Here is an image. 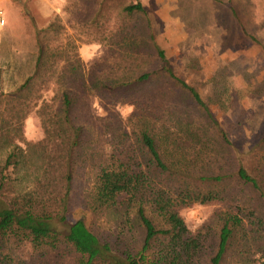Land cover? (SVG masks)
<instances>
[{
	"label": "trees",
	"instance_id": "trees-1",
	"mask_svg": "<svg viewBox=\"0 0 264 264\" xmlns=\"http://www.w3.org/2000/svg\"><path fill=\"white\" fill-rule=\"evenodd\" d=\"M124 11L131 18L138 15L140 26L125 23L113 30L119 44L130 45L119 55L120 60H105L86 72L75 48L70 51L55 44L63 26L53 22L37 32L31 73L10 93L0 92L5 106L0 112V147L6 150L0 158V264L13 262L5 250L14 245H27L38 259L52 252L65 253L72 256V264H204L203 260L222 264L229 250L241 245L250 248L254 234L264 230L263 215L244 206L220 211L216 232L210 226H205L204 232L187 227L180 208L214 204L222 196L201 189L193 184L196 177L175 169L171 148L180 152L185 141H163L165 145L160 146L154 129L163 116L158 107L177 100L165 88L149 97L146 88L161 82V87L178 89L190 100L200 124L214 130L221 146L231 150L232 144L197 90L173 71L154 40L142 3L135 0ZM45 35L49 38L44 42ZM145 46L148 52L141 55L147 56L150 66L131 69L133 64L127 65L124 58L140 54L139 47ZM45 92L52 94L50 99ZM87 95L97 97L106 108L126 101L135 113H141L127 129L117 132L105 126L107 129L98 133L100 138L107 134L113 139L107 143L109 149H97V143L89 147L92 141H88L86 127L74 122L73 111ZM33 109L41 118L44 134L40 160L32 172L21 175L20 170L31 165L11 139ZM168 111L169 106L165 108L169 116ZM190 143L197 155L208 147L204 141ZM234 152L236 180L258 192L264 202V179L258 163L247 149ZM84 165L90 167L91 174L85 195L89 209L121 213L112 235L100 237L83 218L70 219L74 175ZM223 179L221 175H204L197 181L219 183ZM195 185L198 187H192ZM136 229L142 231L139 240ZM257 249L262 252L260 264H264V246Z\"/></svg>",
	"mask_w": 264,
	"mask_h": 264
},
{
	"label": "rangeland",
	"instance_id": "rangeland-1",
	"mask_svg": "<svg viewBox=\"0 0 264 264\" xmlns=\"http://www.w3.org/2000/svg\"><path fill=\"white\" fill-rule=\"evenodd\" d=\"M134 1L0 0L6 19L5 25L0 27V92L10 93L31 73L37 32L53 22L63 26L55 44L61 43L65 50L75 48L86 72L105 60H120L119 55L127 52L130 45L119 44L120 38L113 30L125 23L134 28L140 26L138 15L131 18L124 11V7ZM138 1L145 8L154 40L164 50L173 71L197 90L232 144L231 150L221 146L214 130L200 124L190 100L178 89L161 87V82L146 88L149 97H155L159 89L165 88L177 100L158 107L157 111L163 116L154 129L160 146L165 145L163 141H185L180 152L171 148L174 155L170 161L176 164L175 169L182 175L196 177L193 184L201 189L217 191L222 196V200L214 204L180 208L187 227L192 232H204V227L210 226L216 232L218 213L234 206L256 209L264 219V202L258 192L242 187L233 173L234 151L247 149L264 179V0ZM46 37L49 38L45 35L44 42ZM138 50L140 54L124 58L127 65L133 64L131 69L150 64L147 56L141 55L148 52L146 46ZM44 95L50 99L52 94L45 92ZM168 106L169 116L165 112ZM108 107L97 97L87 95L83 104L73 111L74 122L84 125L90 135L89 147L97 143V149H109L107 143L112 138L106 133L100 138L98 133L106 127L117 132L127 129L141 115L126 101ZM4 108L0 102V112ZM43 137L41 118L33 109L18 124L11 139L31 165L20 170L21 175L32 172L38 164ZM190 141H204L208 147L197 155L191 150ZM5 151L0 147V158ZM89 172L90 167L84 165L74 175L70 219L83 218L89 229L100 237L112 235L118 229L121 213L89 209L85 199L91 181ZM204 175H221L224 179L219 183L197 181ZM196 185L192 187H198ZM141 233L136 229L138 240ZM254 235L257 243L254 241L250 248L241 245L229 250L222 264H260L262 252L257 247L264 246V230ZM8 248L5 253L12 259L11 264H72V256L65 253L52 252L38 259L27 245ZM203 263L207 264L204 260Z\"/></svg>",
	"mask_w": 264,
	"mask_h": 264
},
{
	"label": "built area",
	"instance_id": "built-area-1",
	"mask_svg": "<svg viewBox=\"0 0 264 264\" xmlns=\"http://www.w3.org/2000/svg\"><path fill=\"white\" fill-rule=\"evenodd\" d=\"M6 23L5 14L3 13V10L0 9V27H3Z\"/></svg>",
	"mask_w": 264,
	"mask_h": 264
}]
</instances>
